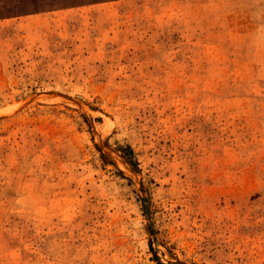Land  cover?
Returning <instances> with one entry per match:
<instances>
[{
  "label": "rangeland",
  "instance_id": "obj_1",
  "mask_svg": "<svg viewBox=\"0 0 264 264\" xmlns=\"http://www.w3.org/2000/svg\"><path fill=\"white\" fill-rule=\"evenodd\" d=\"M57 1L0 0V264H264V0Z\"/></svg>",
  "mask_w": 264,
  "mask_h": 264
},
{
  "label": "trees",
  "instance_id": "obj_2",
  "mask_svg": "<svg viewBox=\"0 0 264 264\" xmlns=\"http://www.w3.org/2000/svg\"><path fill=\"white\" fill-rule=\"evenodd\" d=\"M49 2H51L53 5H50V4H38V3L35 2V4H33L32 8H27V9H24L23 11L17 9L18 12H14V13L15 14L28 13L30 11L39 12V11L45 10L47 8H62L60 6H66V5L68 6L69 5L67 3H59V1H57V0H49ZM43 5H46V6H43ZM48 5H50V6H48ZM0 17L4 18V17H6V15L2 14V15H0Z\"/></svg>",
  "mask_w": 264,
  "mask_h": 264
}]
</instances>
